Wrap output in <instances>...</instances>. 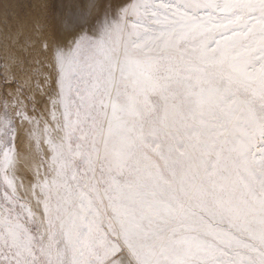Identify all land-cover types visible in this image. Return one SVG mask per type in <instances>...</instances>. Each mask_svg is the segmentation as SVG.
Segmentation results:
<instances>
[{"label":"snow or ice","instance_id":"obj_1","mask_svg":"<svg viewBox=\"0 0 264 264\" xmlns=\"http://www.w3.org/2000/svg\"><path fill=\"white\" fill-rule=\"evenodd\" d=\"M0 0V264H264V0Z\"/></svg>","mask_w":264,"mask_h":264},{"label":"rangeland","instance_id":"obj_2","mask_svg":"<svg viewBox=\"0 0 264 264\" xmlns=\"http://www.w3.org/2000/svg\"><path fill=\"white\" fill-rule=\"evenodd\" d=\"M19 5L20 16L28 17L46 15L50 21L55 22L58 9L65 0H14Z\"/></svg>","mask_w":264,"mask_h":264}]
</instances>
